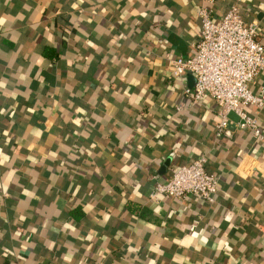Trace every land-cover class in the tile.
<instances>
[{"label":"crops","instance_id":"crops-1","mask_svg":"<svg viewBox=\"0 0 264 264\" xmlns=\"http://www.w3.org/2000/svg\"><path fill=\"white\" fill-rule=\"evenodd\" d=\"M234 3L264 47V0H0V264H264V108L217 138L170 65ZM202 156L213 202L150 199Z\"/></svg>","mask_w":264,"mask_h":264},{"label":"built area","instance_id":"built-area-1","mask_svg":"<svg viewBox=\"0 0 264 264\" xmlns=\"http://www.w3.org/2000/svg\"><path fill=\"white\" fill-rule=\"evenodd\" d=\"M204 1L214 4V0ZM211 13L207 7L198 10L200 38L193 45L194 54L170 60L171 72L176 77L193 78V86L184 89V96L192 103L205 96L215 102L220 111V121L215 126L217 138L232 136L228 115L233 114L237 129H247L256 140H263L258 115L264 108V85H259L257 92L251 88L264 71V47L257 40L258 24L245 22L237 3L230 5L219 19L214 20ZM205 163L202 156L176 168L167 182L155 183L150 199L156 201L163 195L183 200L197 195L213 202L218 178L206 172Z\"/></svg>","mask_w":264,"mask_h":264},{"label":"water","instance_id":"water-1","mask_svg":"<svg viewBox=\"0 0 264 264\" xmlns=\"http://www.w3.org/2000/svg\"><path fill=\"white\" fill-rule=\"evenodd\" d=\"M190 80L192 81V85L190 87H192L193 86V83H194V80H193L192 77H190Z\"/></svg>","mask_w":264,"mask_h":264}]
</instances>
